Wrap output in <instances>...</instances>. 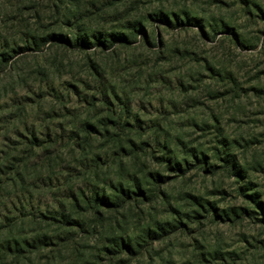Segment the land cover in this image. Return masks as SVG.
<instances>
[{
    "label": "rangeland",
    "instance_id": "374dc122",
    "mask_svg": "<svg viewBox=\"0 0 264 264\" xmlns=\"http://www.w3.org/2000/svg\"><path fill=\"white\" fill-rule=\"evenodd\" d=\"M79 4L0 0V264H264V0Z\"/></svg>",
    "mask_w": 264,
    "mask_h": 264
},
{
    "label": "trees",
    "instance_id": "16d2710c",
    "mask_svg": "<svg viewBox=\"0 0 264 264\" xmlns=\"http://www.w3.org/2000/svg\"><path fill=\"white\" fill-rule=\"evenodd\" d=\"M66 1L68 6L64 7L63 13L61 14V16L63 17V19H61L62 24H59L58 28H68L70 31V37L69 34L64 35L62 29H58V32L50 31V33H48L41 40L44 41L48 39H56L62 42H66L67 44H89V40L94 39L99 43L106 44L113 41L115 36L122 37V39L125 38L124 34L116 35L114 33H107L106 35H101V37L94 32H92L93 34H90L89 31L84 28V25H80V18L83 19V16H85L86 14L81 13L82 10L80 9L79 0ZM58 12L60 11L58 10L57 13ZM174 18L176 17L174 16ZM136 26L141 27L139 21L133 24L131 23L130 27L135 29ZM35 41L36 38L34 37V35L28 37L25 40L27 47H29L30 42H32V44H35ZM4 55L5 53H2V56ZM141 197L142 199H149L147 195V189L144 188L141 183H132L128 187H125L121 183H119L117 187H114V190L109 195L106 194L105 191H102L101 193L94 192L93 196L88 202L92 207L95 208V212L100 218V216H104L103 212H105L106 210H112L113 207H123L127 202L139 200ZM115 242L116 243L113 244V250L117 252H121L123 249L127 252H133L136 248L130 239L126 241L123 238L119 237L118 239H115ZM138 244L139 243L136 242L137 246Z\"/></svg>",
    "mask_w": 264,
    "mask_h": 264
}]
</instances>
